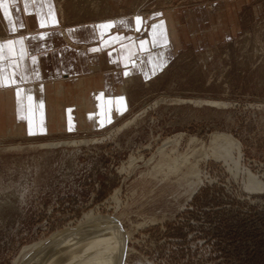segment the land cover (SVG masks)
<instances>
[{
  "label": "rangeland",
  "instance_id": "obj_1",
  "mask_svg": "<svg viewBox=\"0 0 264 264\" xmlns=\"http://www.w3.org/2000/svg\"><path fill=\"white\" fill-rule=\"evenodd\" d=\"M56 3L66 28L140 16L115 28L138 40L168 18L174 42L108 116L85 98L125 71L101 39L96 78L67 95L0 86V264H120V246L125 264H264V0Z\"/></svg>",
  "mask_w": 264,
  "mask_h": 264
},
{
  "label": "crops",
  "instance_id": "obj_2",
  "mask_svg": "<svg viewBox=\"0 0 264 264\" xmlns=\"http://www.w3.org/2000/svg\"><path fill=\"white\" fill-rule=\"evenodd\" d=\"M56 1L15 0L14 3L13 0H3L0 4V86L43 82L48 86L55 85L59 94L67 95L71 92L69 84L80 88L88 80L96 78L95 75H84V71L102 66L100 53L103 49L101 45H96L101 39L109 49L107 63L120 66L125 71L113 70L104 74L102 90L106 89L105 94L97 90L91 95L89 88V95L85 98L92 99H89L92 109L100 108L108 116V110L115 106L116 100L118 105H122L121 97L126 98V92L121 88L128 73L140 70L150 74L163 64V57L158 51H149L152 47L166 46L161 53L171 49L174 35H171L170 19H157L149 30L150 38L138 40L132 39L131 34L115 33V28L127 25L140 29L143 23L140 16L66 28L60 22ZM83 42H92L90 54L75 45ZM112 85L114 88L110 89ZM5 91L0 88V99L7 93ZM38 92L43 90L38 88ZM97 99L102 101L96 105Z\"/></svg>",
  "mask_w": 264,
  "mask_h": 264
},
{
  "label": "bare ground",
  "instance_id": "obj_3",
  "mask_svg": "<svg viewBox=\"0 0 264 264\" xmlns=\"http://www.w3.org/2000/svg\"><path fill=\"white\" fill-rule=\"evenodd\" d=\"M102 219V218H101ZM105 221V222H107V225L108 224H112V221H117V218L116 217H114V216H107V217H105V218H103L101 221ZM98 225V223H90L89 225H81V226H79V227H75V228H72V229H66V230H64V231H62V232H59V233H56L54 236H52L51 238H49V239H47L46 241H44L42 244L43 245H47V244H50L54 239H56L57 237H59L60 235H65V234H70V233H78V234H84V235H88L89 233L88 232H86V231H88L89 229H91V228H95V227H98L97 226ZM39 245V244H38ZM38 245H37V247H38ZM122 246H120V253H119V255H118V258H119V262H120V264H125V248H124V252H122L121 251V248ZM44 252V251H43ZM35 254V253H34ZM44 256H45V254H44ZM44 256L42 255V257H43V259H41L42 261L44 260ZM56 256V255H55ZM49 257V256H48ZM51 257H53L52 256V254H51ZM58 258H59V256H58ZM62 257H60V259H61ZM55 259V258H54ZM57 259V258H56ZM46 260V259H45ZM62 261V260H61ZM54 262H55V260H54ZM43 263V262H42ZM48 263V262H47ZM47 263H45V264H47ZM114 263V262H113ZM50 264H51V262H50ZM55 264V263H54ZM58 264V263H57ZM62 264H67L64 260L62 261Z\"/></svg>",
  "mask_w": 264,
  "mask_h": 264
},
{
  "label": "snow or ice",
  "instance_id": "obj_4",
  "mask_svg": "<svg viewBox=\"0 0 264 264\" xmlns=\"http://www.w3.org/2000/svg\"><path fill=\"white\" fill-rule=\"evenodd\" d=\"M3 0H0V4H2ZM13 2L15 3V0H13ZM5 12L7 13V9H5ZM17 95L19 96V91L17 92ZM29 99L31 100V97H29ZM42 107V105H41Z\"/></svg>",
  "mask_w": 264,
  "mask_h": 264
}]
</instances>
